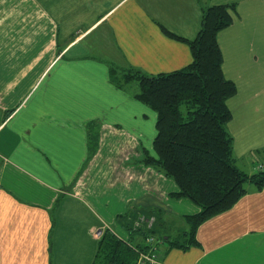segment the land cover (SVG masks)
I'll list each match as a JSON object with an SVG mask.
<instances>
[{
	"label": "crops",
	"instance_id": "1",
	"mask_svg": "<svg viewBox=\"0 0 264 264\" xmlns=\"http://www.w3.org/2000/svg\"><path fill=\"white\" fill-rule=\"evenodd\" d=\"M235 1L0 0V264H93L106 230L132 237L119 221L125 214L131 225L160 215L164 236L154 216L155 236L183 239V216L200 208L173 198L175 181L145 164V153L156 156L158 115L114 85L110 71L158 75L188 67L190 46L164 29L193 40L207 7L236 4L218 42L223 73L242 84L246 99L230 109L227 129L238 168L259 171L264 1ZM246 2L242 17L237 6ZM233 33L228 62L221 38ZM237 96L238 86L231 99ZM253 101L260 105L252 114ZM89 134L98 136L95 151ZM246 188L231 209L199 227L197 246L162 243L160 264H264V187Z\"/></svg>",
	"mask_w": 264,
	"mask_h": 264
},
{
	"label": "trees",
	"instance_id": "2",
	"mask_svg": "<svg viewBox=\"0 0 264 264\" xmlns=\"http://www.w3.org/2000/svg\"><path fill=\"white\" fill-rule=\"evenodd\" d=\"M236 16V4L204 8L200 31L193 40L164 29L169 36L190 46L193 61L184 69L148 75L133 67H111L112 83L158 115L153 144L156 156L145 153V164L175 181L179 191L172 194L173 198H187L200 211L183 216L187 229L182 240L168 238L166 241L155 236V222L150 229L147 225L136 227L138 220L131 225L129 216L121 215L119 221L131 236L143 237L145 244L135 243L132 237L124 240L114 231L106 230L93 264H136L141 252L151 250L147 243L150 236L157 240L158 249L164 242L170 248L197 246L199 227L231 209L247 193V184L257 189L264 187V168L247 174L236 165L233 137L227 129L233 117L228 100L237 94V85L223 73L218 36L233 24ZM89 135L94 145L91 144V151H95L98 136ZM154 216L161 221L160 215Z\"/></svg>",
	"mask_w": 264,
	"mask_h": 264
},
{
	"label": "rangeland",
	"instance_id": "3",
	"mask_svg": "<svg viewBox=\"0 0 264 264\" xmlns=\"http://www.w3.org/2000/svg\"><path fill=\"white\" fill-rule=\"evenodd\" d=\"M224 2H229L230 1V3H232L233 1H234V3L236 2L235 0H223ZM256 2H258V0H255ZM264 1V0H263ZM251 4L249 3V2H246L245 4H240L239 6H237L238 7V11H239V13L242 15V17H245L246 15H248V11L247 12H245V13H243L242 14V10H244L245 8H247L248 6H250ZM258 12V11H257ZM261 13V12H260ZM259 14V13H258ZM258 19H259V15H258V17H257ZM261 18V17H260ZM263 19H264V17L262 18V22H257V24H263L264 22H263ZM234 33L232 34V35H228L225 39H222L221 38V42H222V45H223V48H224V51H225V53H226V58H227V61L228 62H231V60L233 59V46H234V42H233V37H234ZM255 47L257 48V50H259L258 49V46H257V44L255 45ZM12 58V56L10 55V59ZM262 87V89H261V91H260V95H262L263 93H264V81L262 82V84H260ZM238 86V96L236 97V98H234V99H231L230 101H228V103H229V106H230V109L231 110H236V105H237V103H239V101H241V99H243V96H244V94H243V89H242V84L240 83V84H238L237 85ZM244 99H246L245 98V96H244ZM234 103H236V104H234ZM259 105H260V102L259 101H253V103H251L250 104V110H251V112H252V114L254 113V110H256V109H259ZM233 112V111H232ZM259 163H264V161H262V162H258L257 164H259ZM175 220H177L176 218H175ZM164 223H162L161 221L160 222H158L157 224H156V229H158L159 230V232L160 233H158V234H160V235H163V233H161L163 230H164ZM178 225V224H177ZM185 228H183L182 230H184ZM126 231V230H125ZM167 234V233H166ZM164 236V235H163ZM118 237H120V238H124V239H126V237H123L122 235H120V236H118ZM161 242V241H160ZM135 243H136V241H135Z\"/></svg>",
	"mask_w": 264,
	"mask_h": 264
},
{
	"label": "built area",
	"instance_id": "4",
	"mask_svg": "<svg viewBox=\"0 0 264 264\" xmlns=\"http://www.w3.org/2000/svg\"><path fill=\"white\" fill-rule=\"evenodd\" d=\"M264 168V163H259L258 169L259 171ZM155 222V218H147L145 216L139 217L136 222V227H142L143 225H147V228L150 229ZM147 243L152 247L150 251L141 252L136 264H160L161 253L158 249L157 240L154 237H148Z\"/></svg>",
	"mask_w": 264,
	"mask_h": 264
}]
</instances>
